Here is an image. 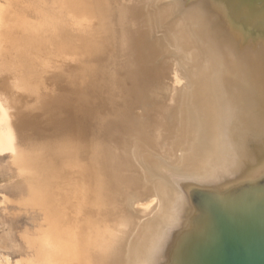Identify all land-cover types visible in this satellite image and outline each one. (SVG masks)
Masks as SVG:
<instances>
[{
	"label": "bare ground",
	"instance_id": "bare-ground-1",
	"mask_svg": "<svg viewBox=\"0 0 264 264\" xmlns=\"http://www.w3.org/2000/svg\"><path fill=\"white\" fill-rule=\"evenodd\" d=\"M174 1L0 4V151L28 187L17 203L43 214L22 233L29 256L0 264L264 256V0ZM159 55L168 63L150 65ZM155 75L169 103L144 101ZM151 152L164 173L149 180L137 167ZM210 168L222 181L206 184Z\"/></svg>",
	"mask_w": 264,
	"mask_h": 264
},
{
	"label": "rangeland",
	"instance_id": "rangeland-1",
	"mask_svg": "<svg viewBox=\"0 0 264 264\" xmlns=\"http://www.w3.org/2000/svg\"><path fill=\"white\" fill-rule=\"evenodd\" d=\"M167 1H169V0H167ZM179 1H181V0H178V3H179ZM8 3H14L16 6H21V5L22 6L30 5V6H34V7H40L41 6L40 0H0V4H2V5L8 4ZM195 6H197V5H195ZM43 9L45 12L49 11L48 6H43ZM172 19L169 20V18H167V21L170 24L172 22H177V20H180L181 22H183L185 24L188 23V21H190L188 18L186 19V21H185V18H182L183 20L181 18L180 19L179 18H172ZM209 20L210 19H208V22L206 23V25L204 26L203 29L209 28V31L206 34H208V33L214 34L215 32H214L211 24H208ZM207 25H208V27H207ZM239 28L243 29L241 34L244 35L245 39L246 38L248 39L247 34H249L250 32H248V30L244 27L239 26ZM66 30L71 33V30H69V28ZM72 34H74V33H72ZM186 56H187V58H186ZM183 57H185L186 59ZM189 57H188V55H184V56L182 55V57H181V60L184 61L183 63L186 67L190 66L191 64L193 65V63L196 62L195 57H193L192 55L190 58ZM178 59H180V56L178 57ZM163 61L168 63V58L164 57L163 55H159L156 58H153V59L151 58L149 63H150V65H154L157 63H161ZM151 79L154 80V82H156V83H154ZM155 79H156V81H155ZM157 79H158V81H157ZM161 81H163L162 76L161 75H155V76H150V78L145 82V95L143 98H144V101H147L148 104H153V103L161 102V101L167 102V103L170 102V100L169 101L167 100V95H166L165 91L162 90V85H161L162 83L160 84ZM157 82L159 84H157ZM138 108H137V111L142 110L141 108H139V109ZM36 117H37V119L40 118V116H36ZM180 128H181V126L177 125L176 123H174V122L171 123L170 132L168 133V143L170 144V146L172 143L175 144L176 141L181 140L182 130ZM140 157L143 159V164L141 166H138L137 169L141 174L140 176H143L144 179H149V178L158 179L159 175H161V173H164L162 166L150 164V160H152L154 158L153 152L148 153V154L145 153L143 155H140ZM234 163L235 162H233L232 164H234ZM230 165H228V166H230ZM147 166H148V168H147ZM232 166H230L231 168L230 167L225 168L228 170H225L226 172H223L224 174L222 173V175L223 176H229L230 172L233 171ZM16 168H17V166L14 164L13 153L11 152V150L4 149V150L0 151V258L7 256L13 262H16L17 260H20L21 258H26L27 256H29L28 249H27V247L24 243V240L22 238V233H24L26 231L30 232V233L35 232V229L43 221V214L41 211H39L37 209L32 210V208H25L24 206H21L19 203H17L18 199H20L22 196H24L27 193L28 187H27L26 182L20 177L19 172H18V168L17 169ZM148 170H149V172H148ZM155 170H156V172H155ZM207 171H208V169H207ZM218 172H219V170L217 168H214V169L210 168L209 172H205V174H208L206 176L204 175V180H205L206 184L210 182L208 180H211V183H209V184H212V185L216 184L217 182L219 183V181H222L223 178L218 176L219 175ZM227 172H229V173H227ZM209 173H210V175H209ZM144 174H145V176H144ZM233 174H234V172H231V175L229 177H232ZM205 177L208 178L207 181H206ZM217 178H218V181H217ZM65 180H66L65 181L66 184L70 183V177L69 176H66ZM213 180H214V182H212ZM142 182H143V180L141 178L140 185H142ZM140 185L137 188V190L139 191V194H142V193H144V191L149 190V188H148L150 186L149 182H148V184L145 185L146 188H145V186L142 185L143 186L142 187ZM147 185H149V186H147ZM55 186H56L55 184L52 185V187H55ZM22 188H24V189H22ZM140 188H142L141 191L139 190ZM146 189H148V190H146ZM127 194L132 196L134 193H133V191H127ZM54 217H55V214L52 215V218H54ZM175 221H178V219H176ZM171 222H172V224L174 223L173 219H172V221L166 223V232H167L166 233V240L167 241H166L165 245L169 244L174 232L176 230H178V229H176L175 225L173 226L171 224ZM54 223L55 222L53 220L49 225V229H52L55 227Z\"/></svg>",
	"mask_w": 264,
	"mask_h": 264
},
{
	"label": "water",
	"instance_id": "water-1",
	"mask_svg": "<svg viewBox=\"0 0 264 264\" xmlns=\"http://www.w3.org/2000/svg\"><path fill=\"white\" fill-rule=\"evenodd\" d=\"M227 264H264V256L252 258L232 250Z\"/></svg>",
	"mask_w": 264,
	"mask_h": 264
}]
</instances>
